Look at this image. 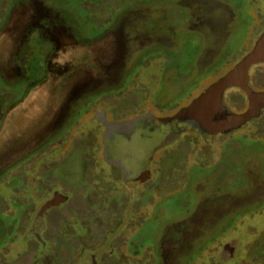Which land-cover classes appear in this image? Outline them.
I'll use <instances>...</instances> for the list:
<instances>
[{
	"label": "rangeland",
	"instance_id": "obj_1",
	"mask_svg": "<svg viewBox=\"0 0 264 264\" xmlns=\"http://www.w3.org/2000/svg\"><path fill=\"white\" fill-rule=\"evenodd\" d=\"M191 1L0 0V264H167L170 250L181 252L173 264H264V114L211 142L182 134L157 153L148 183L127 182L105 154L101 112L172 115L252 37L238 29L219 54L222 29L190 22ZM44 5L78 43L54 51L25 38ZM123 35L137 47L124 63L109 49ZM251 84L264 88V65ZM225 103L248 107L239 89ZM54 192L69 201L47 210L39 241L31 229Z\"/></svg>",
	"mask_w": 264,
	"mask_h": 264
},
{
	"label": "flooded vegetation",
	"instance_id": "obj_2",
	"mask_svg": "<svg viewBox=\"0 0 264 264\" xmlns=\"http://www.w3.org/2000/svg\"><path fill=\"white\" fill-rule=\"evenodd\" d=\"M191 2H192V5L187 7L191 9H182L186 13V16H188V19L190 20V22H192L193 18L198 17L200 24L201 26H203V28H208L211 30H214L217 28L222 29V32L220 33L222 37H220V39L218 37L217 40L215 41L216 43H219L221 46L219 50V54L223 55L230 51L231 49L230 44H227V42L230 41L232 37L231 35H233L238 29L247 28V34L252 35V37L247 38L245 42L242 43L239 49L235 50L233 56L230 59L232 60L234 59L236 63L234 64V66H232V68H230V70H232L246 55L251 53L257 47L261 37L264 35V0H206L204 3H202V5L197 4V2H194V0H192ZM48 8L49 6L47 5L42 6L41 8L42 10L40 11L41 13L38 19L33 20L29 26L28 25L26 26V30L24 32L25 38L27 37V39H29L31 38V36L35 35L36 33V36L34 39L35 41H33L31 38V41H33V45L34 43L38 45L41 43L44 44L45 42L47 44L54 45L55 47L54 51H56L57 49H60L62 46L67 44V42L71 44L78 43L74 39L73 33L71 32V30L68 31L66 28L61 27V26L52 27L49 25L47 21V19L49 20L50 18L48 17L49 14L47 13V11H49ZM192 8H210V9H208L207 11H202L201 14H195L194 13L195 10H193ZM242 8H250V10L246 11V14H247L246 17L249 18L248 25H246L245 22L242 20V16H243L242 14L244 13V11L243 13L241 12ZM216 12H220V16H216L215 15ZM193 30H198V28L193 29ZM56 33H58L59 35L57 38L54 37V34ZM201 33L203 34V36L209 38L208 33H205L204 31H201ZM254 36L256 37L254 38ZM115 41H116L115 44L113 43H111V45L109 44V49L110 51L118 49L119 51L118 52L116 51L115 53L116 55L118 54L119 56V57L117 56L118 57L117 60H120L122 61V63H124V60L130 54L129 50L132 49V53H135V49L137 47L130 48L128 45L131 44L130 43L131 40L128 39L127 36L125 35H123L121 39L115 38ZM209 51L212 52V48H210ZM262 65H264V62L254 64L249 69V83L254 89L258 91H263L264 88L257 89L256 87H254L251 84V75H252V71L255 68H259ZM34 87L35 86H31L30 89ZM232 89L242 90L240 87H233L229 90H232ZM75 93H76V90L74 91L73 94ZM75 98L77 99V97ZM1 106H2V103L0 102V108ZM100 115L101 117L99 118L105 130L104 135L102 136V140L104 142V147L106 151L105 154L107 157L111 159V165L118 167L120 169V171L122 172L123 178L127 182L130 179L138 178L145 170H149L151 172L150 166L154 164V161L156 160L155 156L157 155V153L163 150L164 148L170 146L176 141L175 140L171 144H168L158 149L153 154V156L149 158L147 154L148 146L141 142L143 138H141V134L139 132L137 131L132 132V133H128V132L118 133L114 131L108 132L107 125H105L103 122L104 120H106V118L104 117L102 112ZM172 115H167V116H172ZM149 116H155V115L143 114V115L131 117L129 119L122 120V121H116V122H109L108 120L107 121L108 123H119V122H125L129 120H136V124L139 125L140 123L146 121V119ZM167 116H157V117H167ZM189 132H192V131H189ZM231 132H234V131H231ZM229 133H221V134L226 135ZM196 134H199V133H196ZM199 135L202 136L201 134ZM215 137L210 141L207 138L205 137L204 138L206 139V141L211 142L215 139ZM151 178H152V173H151ZM151 178L145 183H148L151 180ZM46 212L44 213L42 217V221L41 222L37 221L38 225L36 224L34 227H32L31 229L32 236H34L33 233L37 234L36 232L37 228L44 227L43 218ZM173 251L174 250L169 251L171 253L169 256L170 261L167 264H173L172 263L173 258L177 256V254L181 253L179 251H176L174 252L175 253L174 254Z\"/></svg>",
	"mask_w": 264,
	"mask_h": 264
},
{
	"label": "water",
	"instance_id": "obj_3",
	"mask_svg": "<svg viewBox=\"0 0 264 264\" xmlns=\"http://www.w3.org/2000/svg\"><path fill=\"white\" fill-rule=\"evenodd\" d=\"M264 62V35L257 47L246 55L232 70L211 84L205 91L177 113L167 117L149 116L146 121L136 124V120L119 123H108L107 131L118 133L139 132L142 143L147 145L149 158L160 148L171 144L185 132H196L209 141L221 133L238 130L249 122L264 114V90L258 91L249 83V69L257 63ZM240 87L248 98V107L245 111L236 113L225 103L227 90ZM151 178V172L145 170L138 178L128 182L137 185L143 184ZM69 197L62 192H55L40 210L38 221H42L44 213L51 208L67 203ZM33 235L41 240L39 234ZM230 247L227 246V250Z\"/></svg>",
	"mask_w": 264,
	"mask_h": 264
},
{
	"label": "crops",
	"instance_id": "obj_4",
	"mask_svg": "<svg viewBox=\"0 0 264 264\" xmlns=\"http://www.w3.org/2000/svg\"><path fill=\"white\" fill-rule=\"evenodd\" d=\"M58 36H59L58 33L54 34V37H55V38H57Z\"/></svg>",
	"mask_w": 264,
	"mask_h": 264
},
{
	"label": "trees",
	"instance_id": "obj_5",
	"mask_svg": "<svg viewBox=\"0 0 264 264\" xmlns=\"http://www.w3.org/2000/svg\"><path fill=\"white\" fill-rule=\"evenodd\" d=\"M195 185H196V184H195ZM195 185H194V186H195ZM20 220H21V219H20ZM33 237H34V236H33ZM35 238H36V237H35ZM36 239H37V238H36ZM37 240H39V239H37ZM39 241H40V240H39Z\"/></svg>",
	"mask_w": 264,
	"mask_h": 264
}]
</instances>
